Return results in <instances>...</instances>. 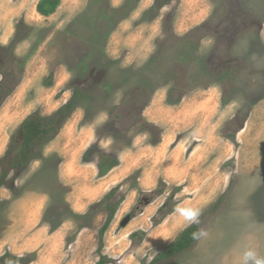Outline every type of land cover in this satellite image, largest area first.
<instances>
[{"label":"rangeland","instance_id":"374dc122","mask_svg":"<svg viewBox=\"0 0 264 264\" xmlns=\"http://www.w3.org/2000/svg\"><path fill=\"white\" fill-rule=\"evenodd\" d=\"M40 1L0 0V162L78 107L0 190V264H151L195 223L154 264H264V0Z\"/></svg>","mask_w":264,"mask_h":264},{"label":"trees","instance_id":"16d2710c","mask_svg":"<svg viewBox=\"0 0 264 264\" xmlns=\"http://www.w3.org/2000/svg\"><path fill=\"white\" fill-rule=\"evenodd\" d=\"M169 2L171 1L156 0L155 9H162ZM60 3L61 0H41L37 6L38 13L42 16L49 17L56 12L58 7L60 6ZM2 97L3 96L0 95V104L3 100ZM77 107V94H74L72 99L68 103L62 105L53 115L43 116L41 114H35L28 117L23 122L20 127L19 136L14 139L12 146L8 149V151L2 158V161L0 162V164L2 165L4 160L7 161L6 166H1L2 172L0 174V190L2 188L10 187L11 180H8L12 173L17 174L20 170L27 169L33 161L40 160L41 154L36 151V147H38L42 143L52 140L57 135H59L62 132L65 123L75 113ZM14 151L15 153H13ZM102 155L103 156L101 158H105V155ZM107 161H109V163H112L113 167L118 164L116 160L112 161L111 158H109ZM103 165L104 163L100 164L101 169H103ZM117 189H119V187ZM115 190L112 191L108 196H106L104 202L115 195ZM107 209L109 210L110 214L108 215V219L100 231L102 241V244L100 245L101 249L103 247V237L106 231L111 226L113 219L117 213L118 207L107 205ZM199 235L200 224L195 223L184 230L176 240H174L163 251H161L151 264L168 260L188 250L196 242ZM141 236L139 234H134L132 235V238L139 237V239L142 240L143 237H145V234H142ZM14 264L21 263L15 261ZM98 264H106V258L102 257Z\"/></svg>","mask_w":264,"mask_h":264},{"label":"water","instance_id":"95a60500","mask_svg":"<svg viewBox=\"0 0 264 264\" xmlns=\"http://www.w3.org/2000/svg\"><path fill=\"white\" fill-rule=\"evenodd\" d=\"M152 196V195H151ZM147 205H150V202H147ZM131 221V218L130 217H127L122 223H121V226L122 227H126L128 225V223H130Z\"/></svg>","mask_w":264,"mask_h":264},{"label":"clouds","instance_id":"9594fccd","mask_svg":"<svg viewBox=\"0 0 264 264\" xmlns=\"http://www.w3.org/2000/svg\"><path fill=\"white\" fill-rule=\"evenodd\" d=\"M257 264H260V262L258 261Z\"/></svg>","mask_w":264,"mask_h":264}]
</instances>
